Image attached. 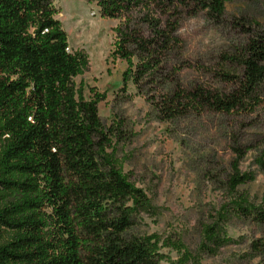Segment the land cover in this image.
<instances>
[{
	"label": "trees",
	"instance_id": "obj_1",
	"mask_svg": "<svg viewBox=\"0 0 264 264\" xmlns=\"http://www.w3.org/2000/svg\"><path fill=\"white\" fill-rule=\"evenodd\" d=\"M86 1L101 17L124 20L112 53L127 62L121 90L174 83L172 92L150 96L164 120L206 111L251 114L264 104V36L252 24L237 22L247 43L222 55L217 75L229 90L187 89L175 77L178 68L165 73V60L180 47V12L204 11L221 23L233 0ZM57 13L53 0H0V194L8 196L0 226L15 234L0 246V264H160L154 236L127 235L134 213L153 207L107 152L116 128H105L98 113L105 94L88 99L76 86L88 56L69 50ZM235 145L228 191L239 196V214L264 223V208L245 206L249 197L239 193L254 173L241 170L246 149ZM257 163L264 168L263 157ZM217 234L208 231L214 245ZM252 249L264 252V238Z\"/></svg>",
	"mask_w": 264,
	"mask_h": 264
},
{
	"label": "rangeland",
	"instance_id": "obj_2",
	"mask_svg": "<svg viewBox=\"0 0 264 264\" xmlns=\"http://www.w3.org/2000/svg\"><path fill=\"white\" fill-rule=\"evenodd\" d=\"M53 1L56 17L68 34L69 50L88 56V69L74 79L76 86L83 87L88 99L105 94L98 113L105 128H116L107 152L144 190L153 207L150 213H134L127 235L154 236L162 254L160 264H264V252L252 249L255 240L264 238V223L239 214V196L227 187L236 157L233 147L238 144L246 149L241 170L254 173V180L241 185L239 193L249 197L245 206L264 208V168L257 163L264 158V104L251 114L206 111L164 120L150 96L161 89L172 92L174 83L167 82L157 91L150 82L142 89L130 83L121 90L127 62L112 53L115 30L124 20L101 17L86 0ZM237 22L252 24L264 36V0L227 3L221 23L204 11L197 15L181 11L180 47L165 60V73L171 75L178 68L175 77L187 89L203 84L229 90L217 73L225 65L222 55L247 43L248 34ZM141 28L148 36V28ZM7 199L2 192L0 207ZM212 227L220 240L216 245L208 238ZM14 235L0 226V246Z\"/></svg>",
	"mask_w": 264,
	"mask_h": 264
}]
</instances>
